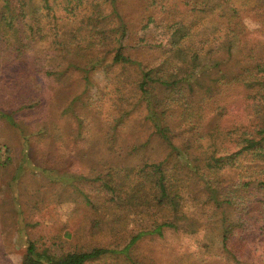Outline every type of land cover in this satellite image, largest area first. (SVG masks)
Wrapping results in <instances>:
<instances>
[{"label": "trees", "instance_id": "1", "mask_svg": "<svg viewBox=\"0 0 264 264\" xmlns=\"http://www.w3.org/2000/svg\"><path fill=\"white\" fill-rule=\"evenodd\" d=\"M86 1L0 0V55L4 47L5 51L21 54L28 43H46L55 37L50 43L55 50L62 48L67 53L68 62L71 47L77 44L87 52L86 66H91L81 69L86 74L85 84H91L93 73L103 71L113 86L116 99L110 107L114 120L108 116L112 125L106 137L109 150L116 144L125 117L131 115L136 97L145 106L146 120L167 154L159 155L160 160L155 162L144 156V162L133 166L112 163L95 174H72L66 180L74 182L70 187L93 212V232H115L126 226L129 217L139 225L120 252L97 246L53 256L40 252L36 242L27 239L22 264H87L117 253H124L136 264L132 257L141 242L147 237L165 238L170 231L204 248L211 263L264 264V44L247 48V53L242 49V39L247 34L241 16L244 8L254 10L255 6L233 0H225L217 7L216 0H159L166 2L164 14L151 16L143 26L149 29L154 25L163 35L159 40L152 39V43L145 42L159 53V59L149 64L127 50L131 34L126 15L118 6L125 0H93L110 5V16L118 20L116 33L109 34L99 21L88 18L67 37L58 23L60 15L72 20L82 13ZM179 2L185 8L192 7V11L184 10L183 14ZM110 16L105 15V20ZM207 21L211 23V33L220 28L222 38L215 33L195 40ZM259 24L264 35V16ZM136 45L141 48L142 43ZM159 87L166 93L164 98L155 92ZM237 90L247 93L248 112L237 123L225 124L229 129L226 139L233 135V151L225 152L216 142L205 147L207 135L201 131L198 119H208L202 114L208 111H227L228 95ZM222 101L227 102L222 106ZM177 105L186 108L181 125L192 129V138L183 145L171 134L174 117L169 109ZM191 110L193 114L187 115ZM11 115L0 111L1 117L13 122ZM215 126L209 139L223 133L220 125ZM90 129V124L84 122L80 141L87 140ZM38 136L46 135L41 132ZM147 144H141L136 151L148 150ZM88 150L83 151V157L90 156L91 149ZM9 162L7 157L3 164ZM90 185L93 187L89 190ZM190 203L199 209L194 212ZM197 261L207 264L204 259Z\"/></svg>", "mask_w": 264, "mask_h": 264}, {"label": "rangeland", "instance_id": "2", "mask_svg": "<svg viewBox=\"0 0 264 264\" xmlns=\"http://www.w3.org/2000/svg\"><path fill=\"white\" fill-rule=\"evenodd\" d=\"M233 1L241 5L249 2L255 6L254 10L244 8L241 16L247 34L242 39V49L247 53V48L264 44V35L259 31V20L264 16V0ZM222 2L225 0H216L214 6ZM179 3L183 6V2ZM103 4L87 0L83 3L82 13L70 21L61 14L58 23L66 36L82 27L88 18L99 21L109 34L116 33L118 20L114 15L110 16V5ZM165 4L159 0H125L118 4L126 15L131 34L127 50L142 62L153 64L159 59V53L150 49V44L145 42L152 43V39L159 40L163 35L154 25L149 29L143 26L151 16L164 14ZM185 7L181 9L183 14L184 10L192 11V7ZM105 15L110 18L105 20ZM207 22L197 32L195 40L215 33L222 38L220 28L213 27L216 30L211 33V23ZM83 38L79 37L81 40ZM54 40L55 37H50L46 43H28L21 54L5 51L4 47L0 55V111L12 113L13 118L12 122L0 116V264H22L27 239L36 242L40 252L46 251L53 256L97 246L121 250L129 242L131 234L139 230V225L129 217L126 226L115 232L94 233L93 212L70 187V183L74 182L66 180L71 179L72 174H95L112 163L133 166L144 162V156H150L151 161L155 162L160 160L159 155L167 154L146 120L148 113L145 106H141L136 97L132 101L131 115L125 117L127 120L119 129L116 144L109 150L106 137L111 125L110 107L116 98L112 94L113 86L108 81V75L97 71L92 74L91 84H85L86 74L81 69L91 68L86 66L87 52L75 44L66 62L67 53L62 48L55 50V45L50 43ZM138 42L142 43L141 48L136 45ZM82 44L85 45V42ZM111 56H108L109 60ZM85 90H88L87 93ZM155 92L160 98L166 94L160 87ZM246 95L243 90L232 91L228 95L230 104L227 111L220 109L215 113H202L208 115V119H198L201 131L207 135L203 140L205 147L216 142L225 152L233 151V135L231 139H226L225 133L229 129L225 124L237 123L246 116ZM226 102L222 101V106ZM185 109L178 108V105L169 109L174 117L171 120V134L180 140L176 141L179 145L192 138L190 126L181 125L180 121ZM115 113L119 114L118 111ZM190 114H193L192 110L187 113ZM84 122L91 127L85 142L80 141ZM215 124L220 125L223 133L220 137L215 136L217 140L215 137L209 139ZM41 132L46 136H38ZM76 136H79V140ZM145 142H148V150L137 152V147ZM88 149H91V154L85 158L83 151ZM7 157L10 162L4 165ZM230 176L234 178L233 173ZM92 187L90 185L87 189ZM189 205L194 212L199 209L193 207L195 204ZM206 233L209 238V233ZM205 252L190 238L170 231L165 238L154 240L147 237L139 244L132 260L136 264H200L197 261L200 258L201 261L207 260V264H216L210 262ZM87 264L132 263L124 253H117L107 254Z\"/></svg>", "mask_w": 264, "mask_h": 264}]
</instances>
